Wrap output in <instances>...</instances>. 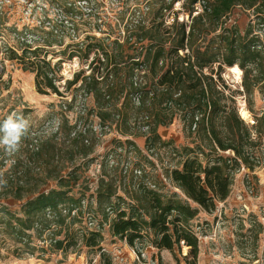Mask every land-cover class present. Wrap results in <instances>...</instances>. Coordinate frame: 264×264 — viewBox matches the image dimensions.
I'll return each mask as SVG.
<instances>
[{"label":"trees","instance_id":"16d2710c","mask_svg":"<svg viewBox=\"0 0 264 264\" xmlns=\"http://www.w3.org/2000/svg\"><path fill=\"white\" fill-rule=\"evenodd\" d=\"M128 1L121 5L123 10ZM155 2L162 4L158 13L160 23L147 24L139 3L134 9L127 8L128 35L123 42L114 41L113 54L103 44L110 46L108 37L101 41L88 37L85 58L94 55L91 65L97 62L99 67L84 78V71L76 73L65 87L66 91L75 87L77 93L93 94L100 127L111 129L116 124L126 143H130L128 136H133L131 131H147L150 135L146 145L152 147V153L158 144L159 128L172 125L179 115L195 133L196 145L184 150L181 168L166 174L180 194L156 190V184L147 185L139 177L143 172L136 170L130 191L124 189L127 198L117 197L116 182L104 179L96 201L106 222L114 213V199L127 205L128 211L115 209L116 219L110 223L115 238L132 248L138 242H146L159 252L169 251L175 256L187 247L189 253L184 260L197 264L200 242L193 222L202 211L214 214L218 205L229 199L236 175L243 168L254 172L264 160L263 154L259 156L264 117L256 121V126L247 124L239 115L235 95H226L229 87L221 84L219 74L223 67L238 66L243 73L242 93L247 103L252 104L256 91L264 98V0H184L190 23L180 22L175 13L170 25H166V17L177 0ZM200 2L205 3L204 11L193 17ZM148 4L144 10L150 12ZM62 8L68 24L61 22L47 32L39 28L23 32L13 29L10 35L18 47L5 51L7 60L17 61L24 71L35 75L39 94L61 98L65 96L59 86L63 61L53 64L48 50L62 47L65 36L76 33L77 19L98 16V9L84 13L73 0ZM236 8L253 11L256 16V25H250L246 33L236 26H226ZM83 46H74L70 61L78 57L75 54L82 52ZM126 49L133 51L132 56L126 57ZM215 65L217 71L213 69ZM77 97L76 94L63 109L71 112ZM65 131L67 137L61 143L60 131L45 138L32 137L30 133L27 151L20 147L16 153L0 158V177L6 181L0 185V201L11 198L20 203L19 211L0 204V237L4 238L3 243H13L19 258L25 253H68L80 244L90 250L101 248L103 236L99 231L82 233L74 229L84 219L95 223L91 212L84 213L83 197L74 195L84 166L75 164L94 153L95 144L88 138L93 131L78 127ZM24 153L26 157L22 158ZM65 156L69 164L64 161ZM8 160L12 163L5 170ZM128 170L122 169L123 182ZM46 235L48 249L41 251L34 241L43 240ZM101 259L102 264H113L104 253ZM159 264H163L161 260Z\"/></svg>","mask_w":264,"mask_h":264},{"label":"rangeland","instance_id":"374dc122","mask_svg":"<svg viewBox=\"0 0 264 264\" xmlns=\"http://www.w3.org/2000/svg\"><path fill=\"white\" fill-rule=\"evenodd\" d=\"M17 1L21 3V9L17 14H9L13 16L10 19L7 16L0 17V120L12 112L21 113L30 122L29 134L31 133L32 137L39 135V137L45 138L60 131L58 142L64 141L68 133L65 130L70 127L93 131L88 138L91 144H95L94 153L87 160L79 159L75 164L78 166L84 164V166L80 172L81 180L74 195L78 198L83 197L84 213L91 212L90 216L95 223L92 226L84 219L81 223L76 224L74 229L76 232L82 233L99 231L103 236V242L101 248L95 250H90L80 244L79 247L68 253L37 252L35 255L25 253L19 258L18 254L20 253L16 252L17 248L13 243L9 240L3 243L4 238L0 237V264H102V253L111 257L113 264H159L160 260L163 264H187L184 260L189 253L187 247H183L182 254L177 252L176 257L169 251L159 252L146 242H138L136 248H132L125 241L115 238L110 228V223L117 216L115 209L120 207L121 210L128 211V207L114 199V213L110 215L109 222H106L96 201V196L100 183L105 179V181L116 182L117 197L127 198L124 189L130 191L133 177L137 175L136 170L143 172V175L139 177H142V181L147 185L156 184V190L177 192L166 179V174L170 170L181 168L184 150L193 149L196 145L195 133L189 130L183 117L179 115L172 125L159 128L158 144L154 146L152 153L150 152L152 147L146 145V140L150 135L147 134V131L140 129L131 131L133 136H128V141L131 144L126 143L125 137L121 136L116 124L111 129L100 127L101 122L96 116V101L93 94L77 93L75 87L66 91L65 87L66 82L72 81L76 73L84 71V76H82L84 78L91 74L93 68L99 67L97 62L91 65L94 55H91L89 59L85 58L84 51L87 47L86 39L88 37H96L97 40H104L108 37L110 46L107 47L105 44L107 42L103 44L105 49L113 54L116 49L114 41L123 42L128 35L125 30L126 23L129 21V14L126 15L127 8L134 9L139 3L144 21L147 24H154L155 21L161 22L158 13L162 4L155 0H129L128 6L123 10L121 5L126 0H73L77 8L82 9L84 13L98 9L96 13L98 16L86 17L84 20L77 19L74 22L77 27L76 36L75 34L65 36L62 47L48 50L50 52L49 60L53 64L60 60L63 61L62 81L59 86L65 96L61 98L52 94H39L35 84V75L24 71L17 61L7 60L6 48L18 47L17 42L12 40L11 31L17 26L23 28V25L30 21L28 20L29 9L28 11L24 10L25 0ZM47 2L51 6L54 5V7H49V16L47 17L53 26L60 25L62 21H68L62 12V7L63 4L70 3L71 0H47ZM146 4L150 5V12L144 10ZM183 5L184 0H177L172 13L166 17V25H170L175 13L180 22H190ZM42 17L45 18L44 15ZM36 18H38L37 14ZM226 22L227 27L236 26L241 32L246 33L250 25H256V16L253 11L236 8ZM39 25L35 24V26ZM50 29L52 28L49 27L47 31ZM211 38H208V41ZM80 44H84L83 51L75 54L78 57L70 61L69 56L76 48L74 46ZM132 54V50L126 49V57L132 56ZM213 69L217 71L218 66L215 65ZM219 74L222 79L221 84L230 89L227 90L226 95L228 97L232 94L235 95L240 117L250 126H254L253 122L256 123L264 117L263 95L256 91L252 97V104L249 105L246 96L242 93L243 76L239 80L231 68L227 67H223ZM76 94L78 100L73 110L65 111L62 106L70 103ZM243 110L248 113L247 119L242 116ZM107 125L110 126L108 123ZM29 142L30 139L27 136L22 140L20 147L24 152L27 151ZM262 154L264 158V136L261 137L259 156L261 157ZM6 155L9 154L0 148V158H4ZM227 155L232 154L228 153ZM24 157H26L25 153L22 155V158ZM67 157L65 156L63 159L69 164L70 161ZM11 163L12 160L6 162L5 170L9 169ZM126 167H128L129 173L126 181L123 182L124 177L121 173L122 169ZM177 193L180 194V192ZM0 204L9 206L12 211L20 210V203L11 198H7L4 202L0 201ZM193 225L200 242V255L197 264H264V160L262 159V165L257 167L254 172L246 169L241 170L235 177L229 199L223 205L219 204L217 211L212 215L200 212ZM47 238L46 235L43 240H35L34 244L41 248V251L42 249L46 251L49 245V242H45Z\"/></svg>","mask_w":264,"mask_h":264},{"label":"built area","instance_id":"2783aa9c","mask_svg":"<svg viewBox=\"0 0 264 264\" xmlns=\"http://www.w3.org/2000/svg\"><path fill=\"white\" fill-rule=\"evenodd\" d=\"M24 4L26 5V6L24 5V10L28 11V9H29V11H30L29 18H28V20H30V21L25 23V25H23V28H20L19 26H17L16 29L18 30V32H23L25 29L33 30L36 28L45 29L47 31V29L49 27H51V28L54 27L53 24L51 23V21H49L47 18L49 16L48 10H49V7L51 6L47 2V0H25ZM20 6H21V3H19L17 0H0V15L1 16H7L10 19V17H13V16H10L9 14H11V15L17 14L19 12V10L21 9ZM51 7H54V5H52ZM204 8H205L204 2H200L199 4H197L194 8L193 17L199 16L201 13H203ZM36 14L38 15V18H36ZM40 15H41V17L39 18ZM43 15L45 16L46 19L45 18L43 19V17H42ZM187 18L190 19L189 16ZM62 22H64V21H62ZM172 22H173V19H172ZM65 23L68 24L69 22L66 21ZM188 23H190V22H188ZM35 24H38V25L40 24V25L35 26ZM28 34H30V33H28ZM27 38H38V37L37 36L33 37L31 35H27ZM253 124H255V123L253 122ZM243 170H245V169L243 168ZM221 205H223V204H221ZM90 225L94 226V223H91Z\"/></svg>","mask_w":264,"mask_h":264},{"label":"clouds","instance_id":"9594fccd","mask_svg":"<svg viewBox=\"0 0 264 264\" xmlns=\"http://www.w3.org/2000/svg\"><path fill=\"white\" fill-rule=\"evenodd\" d=\"M30 122L21 113L12 112L6 118L0 120V148L11 155L16 153L22 140L29 134ZM6 181L0 177V185Z\"/></svg>","mask_w":264,"mask_h":264},{"label":"bare ground","instance_id":"6f19581e","mask_svg":"<svg viewBox=\"0 0 264 264\" xmlns=\"http://www.w3.org/2000/svg\"><path fill=\"white\" fill-rule=\"evenodd\" d=\"M231 70L238 77V79L240 80L241 77H242V74H243L242 70L238 66H236L234 68H231ZM242 116H243L244 119H247L249 117L248 113L245 110L242 111Z\"/></svg>","mask_w":264,"mask_h":264}]
</instances>
